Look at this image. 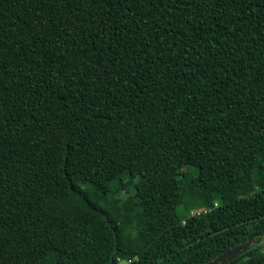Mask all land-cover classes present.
<instances>
[{
  "label": "trees",
  "instance_id": "1",
  "mask_svg": "<svg viewBox=\"0 0 264 264\" xmlns=\"http://www.w3.org/2000/svg\"><path fill=\"white\" fill-rule=\"evenodd\" d=\"M248 239L227 264H264V0H0V264Z\"/></svg>",
  "mask_w": 264,
  "mask_h": 264
},
{
  "label": "water",
  "instance_id": "2",
  "mask_svg": "<svg viewBox=\"0 0 264 264\" xmlns=\"http://www.w3.org/2000/svg\"><path fill=\"white\" fill-rule=\"evenodd\" d=\"M252 241V239H248L243 244L235 245L230 249L224 250L222 253L205 264H227L229 261L244 253L249 248ZM112 253L109 258V264H112Z\"/></svg>",
  "mask_w": 264,
  "mask_h": 264
},
{
  "label": "rangeland",
  "instance_id": "3",
  "mask_svg": "<svg viewBox=\"0 0 264 264\" xmlns=\"http://www.w3.org/2000/svg\"><path fill=\"white\" fill-rule=\"evenodd\" d=\"M211 188H214L215 185H211ZM107 189L109 190H115V184L114 183H109L107 184ZM142 215L144 216V214L142 213ZM264 242V241H263ZM119 264H126L125 262H119Z\"/></svg>",
  "mask_w": 264,
  "mask_h": 264
}]
</instances>
